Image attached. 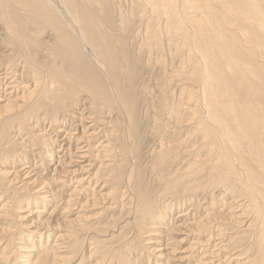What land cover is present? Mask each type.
Listing matches in <instances>:
<instances>
[{"label":"bare ground","instance_id":"obj_1","mask_svg":"<svg viewBox=\"0 0 264 264\" xmlns=\"http://www.w3.org/2000/svg\"><path fill=\"white\" fill-rule=\"evenodd\" d=\"M90 1L0 0V44H3L5 48L0 51V61L3 60L0 62V154L4 149L1 144L3 141L8 145L12 137L14 140L18 139L21 130L18 134L9 137L12 127L24 125L28 117L32 120L37 117L33 125L29 124L31 126L28 129L37 128L32 134L36 133V140L41 141L47 147L42 146L45 149L41 150L42 158L35 160L34 163L27 161L24 156L19 159L20 161L14 158L20 162L19 165L11 166L9 169L0 168V176L6 175L7 181L12 185L13 182L15 185L21 182L26 186H31L32 190L36 188L32 193L38 195L42 208H36L33 212L27 210L28 214L22 217L28 219L30 216L27 221L28 223L31 221L27 228L28 238L29 235L37 233L28 229H40L37 247H40L42 243V236L49 240V236L52 237L60 231L58 229L73 227L72 231L69 230L67 237L64 238L65 233L61 234V238L58 234L54 236L55 240L48 247L47 243L44 247L41 245L35 259L23 258L19 261V258L18 264H65L72 258L66 259L60 252L77 242L72 241V238L78 240L79 235L90 232L99 216L104 215L103 212H108L117 205L119 207L121 205L117 197L113 198V202L105 201L107 196L101 191L102 185L96 190L95 185L98 183L94 186L91 184V179L96 175L90 172L94 167V162L98 164L97 170L108 166L109 161L113 160L110 158L112 155L109 154L116 147L111 148L110 140L107 139L108 136L111 137V133H115L112 128L113 124L108 127L113 120L110 121L111 118L107 117L106 120L100 118L102 121H98L94 113L88 110L93 107L96 112H99L106 108L120 113L127 117V120H134L128 125L136 135L135 118L139 114L138 106L143 101L138 103V100L141 99L144 89L140 86L145 82L144 79L148 72L141 69L144 66L138 60L141 55L136 56L138 58L135 59L132 56L133 53L131 54L130 49L127 48L126 36L118 37V33L116 36L115 32H111L112 29L114 30L115 23L112 25L110 20V17H113L111 16L113 11L109 6L104 5L101 13L97 14L94 7L92 8L89 4ZM102 1L106 2V0ZM142 1L140 2L143 4ZM208 1L222 5L221 7L227 13L240 17L243 23L251 22L253 27L251 39L247 41L238 37L237 41V36H234L233 42L228 43L222 37L224 26L221 24L228 26L229 18L221 16V21L216 22L205 15L202 19L192 15V10L194 14L198 13V10L201 11L204 6H208L204 1L198 4L196 0H144L145 6L146 4L148 6L145 11L146 17H141L139 14L133 22L131 20L128 22L122 20V22L127 29L130 28V32L137 28V25H141L140 28L135 29L134 34L143 31L145 37L142 40L150 56L166 50L164 46L173 43L175 35L183 31L180 29L187 27V33L182 36L185 38L184 42L188 41L187 47L192 53L188 63L191 67L192 78L190 79L194 82L200 81L202 84L210 80L215 88L209 95L203 96L199 105L203 108L206 106L205 111H207V114L202 119L200 118L201 121L198 119L200 121L198 123L203 128L198 123H195V126L197 124L199 128L194 127L201 130L208 138L210 150L217 159V163L211 167L216 169V173L207 171L206 175L200 179L203 181L210 178V181L214 183L225 181L226 185L227 183L231 186L238 185L246 192L247 201L250 203H257V200L264 202V189L260 190L262 187L256 184L260 183L264 186V166L252 171L255 174L253 175L252 172L247 171L246 165L241 160L242 154L245 153H241L244 150L241 147L243 145L249 148L252 145H258V150L264 152V147H262L264 145V63L259 60L264 58V0ZM178 4L180 6L184 4L186 8H189L190 11L185 14L186 16L181 15ZM208 14L211 15V13ZM99 17L103 23H100ZM109 28L112 29L108 30ZM124 35L128 34L124 32ZM156 56L155 62H159ZM160 63H164L161 58ZM181 66L179 65L176 69L178 75L182 72L180 71ZM82 94L87 95L80 96ZM215 94L218 95L219 100L216 99ZM84 98L88 99V102L84 101ZM221 101L223 102L221 104L225 105L218 112L217 105ZM103 126H107L108 130ZM98 136H101L100 139H96ZM34 147L33 149L36 148ZM31 155L34 154H29ZM98 158H101L100 161ZM198 171L196 166L183 171V174L180 172L181 175L171 182H163V189H168L173 194L169 196V201L160 206H157L153 197L145 191L132 192L131 188H124L127 204L132 206L129 209L134 213V218L133 216L127 218V222L133 223V228H137V231L145 227L148 229L143 231L146 233V242L144 241L143 246L151 255L152 264H185V262H190L189 257H193L189 264H231L233 254H230L222 243L221 238L224 234H222L221 225L229 220L237 225L241 223L239 227L236 226L238 228L245 226L246 231L254 230L253 227L256 228L253 220L250 221L247 217L252 208L249 204L245 206L247 209L244 207L246 197L233 195L234 192L231 187H228L229 185L225 187L228 189L220 198L216 197L219 198V203L222 202L219 206L221 209L219 212L222 213L220 216H217L218 212H216L213 217L210 216L212 218H208L210 213L207 211L201 219H196L198 216L194 212L196 206L191 205L177 212L172 218L174 221L168 223V217L174 210L172 202L176 201V198L183 199V203L192 200L196 189L191 185L195 180H200L197 177L200 176ZM43 174L50 175L47 176V180L54 182H51L53 187L52 185L51 188L47 187L48 181L41 177ZM25 188L27 187L23 189ZM255 189L261 194L263 191L262 197ZM27 190L29 189L25 191ZM52 202L51 210L44 211V207ZM100 203L103 205L98 206ZM105 204H107L106 207ZM4 207L7 208V206ZM96 207H101L104 211L101 212ZM93 209H98V212L88 214L84 211H94ZM257 214L261 220L258 224L264 225V210H259ZM35 217L36 219H33ZM223 222L225 223L222 224ZM210 228L216 230L217 233L210 230L208 235L204 236L203 230L207 231ZM31 242L34 243L32 240ZM186 242H189V249L187 246L182 247ZM21 246L13 248L27 251ZM190 248L193 252L196 250L197 253L191 252ZM0 255L3 256V254ZM6 255L9 254L6 253ZM2 256H0V264H6L10 255L6 259ZM124 260L125 264H135L134 261H136L135 259L131 260L132 262ZM123 261H120L121 264Z\"/></svg>","mask_w":264,"mask_h":264},{"label":"rangeland","instance_id":"obj_2","mask_svg":"<svg viewBox=\"0 0 264 264\" xmlns=\"http://www.w3.org/2000/svg\"><path fill=\"white\" fill-rule=\"evenodd\" d=\"M140 1L139 0H106V2L104 1L105 2L104 3L102 0H96V1L91 0L89 2L92 8L94 7V10L96 11L97 14L101 13L102 9L104 8L103 7L104 5L109 6L111 11H113V14L111 13V16L113 17L112 18L110 17V20L112 21V25L114 23L115 24L113 26L114 30L112 28H111L112 30L110 28L108 30H111V32L113 33L115 32L114 35L115 34L116 36L119 35L118 37L122 35H123L122 37L126 36L125 40L127 39V41L125 42L128 45L127 48L130 49L131 54L132 53L134 54V55L132 54V56L135 59L138 58L136 56L140 57L141 55V57L138 58L140 64L144 65L143 68L141 69L142 71H147L148 73L146 74V77L144 79L145 82L142 83L143 85L140 86L145 90L143 89L142 92L143 95L141 96V99L138 100V103L141 100L143 101L138 106L137 112H139V114L138 117L135 118L136 120L135 125L137 128L136 135L133 134L134 131L131 128V126L128 125L130 122L134 120L131 119L127 120V117L121 115L120 113H117L116 111L108 110L106 108L101 109L99 112H96L93 109V107L92 109L90 108L88 110L89 112L94 113L95 118L98 121H102L101 119L106 120L107 117L111 118L110 121L113 120V122L108 124V127H111V125L113 124L112 128H114L113 132L115 133H111V137L108 136L107 139L109 138L110 140L111 148L116 147L115 149H112L111 154H109L113 156V157L110 156V158H112L113 160L111 159L112 161H109L108 166L99 168L97 170L98 164L94 162L93 164L94 167H92V170L90 172L94 173V175L96 174L98 177H95L96 176L95 175L93 177L94 179L93 178L91 179V184L92 186H94L95 183H98L95 185L96 190H98L102 185L101 191L102 193H104L105 196H107V199L105 201H108V203H110L113 202V198L117 197V199L121 201L122 206L120 205L121 207L120 208L119 205H117L113 210H109L108 212L105 211V213L103 212L104 215L99 216V219H97L98 223L95 221L96 223L92 225L90 232H86L83 235H79L78 240L72 238V241H77V242L73 246H68L66 247V249H63L64 250L63 252H60L62 256L66 257V259L68 257L72 258L65 264H118V263L121 264L120 261H123L124 259L130 261L131 260L134 261L135 259L136 260L134 261L135 264H147V263L152 264L153 259L143 246V244L146 242L145 239L146 233L143 232L145 231L146 227L141 231L140 230L137 231L138 230L137 228H133L134 227L133 223L127 222L129 217L133 216L132 218H134L133 215L134 213L130 211L132 206H128L127 200L125 199V194H124L125 189L131 188L130 190L132 192H135L137 190L145 191L148 195L153 197L151 198L156 202V205L160 206L162 203L165 204L167 201H169L170 200L169 196L173 194L170 193L171 191H168V189L167 190L163 189L164 187L163 182H171V180H175V177L177 176L179 177L181 175L180 172L183 174V171H186L188 169L190 170V168L196 166L199 169L198 175H200L197 176L199 177L198 179L204 177L207 171H212L216 173L215 172L216 169L211 167H213L214 163H217V159L214 157V153L210 150L211 146L209 145L208 138L204 135V133L201 130H197L199 126H201L200 123H198V121L199 120L201 121L202 117H204L207 114V111H205L206 106L204 108L202 106L201 107L199 106L202 102L201 99L203 98L204 95L205 96L209 95L212 90H215L214 84L210 80L209 82H204L202 84V82L200 81L194 82L192 79H190L192 78L191 67L190 64L188 63L192 53L191 50L189 52V49L187 47L188 41L187 43L184 42L185 38H183V36L187 33L186 31L187 27L180 29L183 31H180L179 34L181 35L179 34L175 35V39L173 43L171 42L170 44H167V46H164V48L166 47V50L163 48L164 51L162 53L165 54H162L160 52L156 53V55L158 56L156 55L155 56L159 62L157 61L155 62V56L153 55L154 53H152L153 56H150L149 55L150 53H148V51L145 49L147 48V46H144V41L142 40L145 37L144 34L142 33L143 31H141V33L138 34H134V31H136L138 27L140 28L141 25L140 26L137 25L136 26L137 28H134L130 32V28L127 29L125 27V24H123L122 22V20H126V22H128V20H131V22H133L134 20H136L139 14L141 17H146L145 11L148 6L147 4L145 6L144 0L142 1L143 4ZM201 1H204L205 4L208 6H204L205 9L201 8V11L198 10V13L195 12L193 14L194 11L192 10L191 11L192 15H195L196 17L198 16L197 18H201V19L204 18L205 16L210 17L213 18L214 21L216 22L221 21V16H225L229 18L228 26L221 24V26H224L223 27L224 31H222L223 32L222 37L223 39L225 38L224 40H226L228 43H232L233 42L232 39L235 38L234 36H237V41H238V37L242 38V40L245 39L247 41L251 39L250 35H252L253 33V30H251L253 28L251 26V22L245 21L247 24L243 23L240 20V17H237L234 14L231 15V13H227L224 10V8L221 7L222 5H218V4L216 5L214 4V2H210L208 0H196L198 4L201 3ZM182 5L180 6L178 4V10L179 11L181 10L180 11L181 15H185L190 10L189 8H186L184 4ZM183 8L184 10H186V12L183 10ZM141 12L144 13L142 14ZM199 12L201 13L199 14ZM208 13H211V15H209ZM201 15H203V17H199ZM98 20L100 21L101 17H99ZM100 23H103L102 20L100 21ZM124 32L125 34L128 35H124ZM140 42L142 44H140ZM173 45H175L176 47L174 48ZM3 46H4L3 44H0V51L5 49ZM160 58L164 60L165 65H163L164 63H160ZM145 59H147V61ZM259 60L262 63H264V58H260ZM178 64L180 66L182 65L180 67L181 69L179 68L180 71H182L180 75H178V72H176V69L179 67ZM166 65H168L169 67ZM164 66L165 68H163ZM84 95L87 94H82L80 96L85 97ZM217 96L218 95H216V99L219 100ZM188 97L190 98V100ZM85 99L86 98H84V101L88 102V99L86 100ZM221 103L223 104V102L221 101L220 104L217 105L218 112L225 105V104L222 105ZM28 118L29 119L25 121L24 125L18 124L19 127L13 126L12 129L10 130L9 137L14 136V134H18V132L21 130L20 134H18V139L14 140V138L12 137L11 142L8 145L7 142L5 143V141L1 143L4 146V149L1 150L2 156L0 154L1 156L0 168L9 169V167L11 166L19 165L20 163L19 159H21L23 156L27 161L31 163H34L35 160H40L42 158V155H40L41 150H45L44 148L47 147L44 146L43 143H41V141L36 140L35 138L37 137L36 133L32 134V132L34 131L36 132L37 128H34L32 130L28 129L31 125L35 123L37 117L36 118L33 117L34 118L33 120L31 117ZM182 120L183 122H181ZM195 123H198L199 126H197V124L195 126ZM103 127L104 129L108 130L107 126H103ZM201 127L203 128V126ZM99 137L101 136H98L96 139H98ZM205 137L207 139H205ZM200 139L201 141H199ZM39 142L41 143V145H39L40 144ZM33 145H35V147L38 145L39 147L37 146L38 148L37 147L35 148ZM32 146L35 149H33ZM42 146L44 148H42ZM241 147L242 150L244 149L241 153L245 152L242 154L241 160L246 165L247 171L250 172L256 171V169L259 170L260 167L264 166V152L263 150H258V145H252L250 146V148L245 145ZM262 147H264V145H262ZM113 150L116 151L113 152ZM117 150H119L120 152ZM36 151H38L39 153ZM29 154H34L35 156L34 155L29 156ZM14 158L19 161L15 160ZM100 159L101 158H98V161H100ZM252 174L255 175L253 172ZM47 176L50 175L43 174V176L41 177L47 180ZM7 180L8 178L6 177V175L0 176V184H1L0 185L1 187L0 188L1 189L0 190V198H1L0 199V254H3V256L2 255L0 256L4 257L5 254L8 253L10 256L6 255L4 257V259H6V257L9 256V260H7L6 264H18L19 261L23 260V258H31L32 260L35 259L39 251V248H41V245L42 247H44L46 246L47 243V247H48L49 245L52 244L53 240H55L54 236L58 234H60L59 235L60 237L62 233L63 234L65 233L64 238L67 237V235L69 234V230L72 231L73 227H67V228L63 227L58 229L60 231H57L56 234L52 237L49 236V240H47L44 236H42L41 238L42 243L40 247H37L38 244L37 240H38V235L40 234V229L39 230L37 228L28 229L29 231L37 232L35 235H29L28 238L26 236L27 228L30 225L31 221H29V223L27 221L30 218V216L28 217V219H23L25 217H22L28 214L27 210H31L33 212L36 210V208H42L40 207L42 204L40 202V199L38 198V195L36 196V194L32 193V191H35L36 188L32 190L31 186L29 185L26 186V184L24 185L21 182H19V184L16 183V185L15 182H13L12 185ZM201 181H202L201 179L195 180V182H193V184L191 185L192 187H195L196 192L193 194L192 200L190 202L183 203L182 201L183 199L178 200V198L175 199L176 201L172 202L173 203L172 208L174 210L172 215L168 217V223H172L174 221L172 218L176 215L177 212L184 210L191 205L196 206L195 207L196 210L194 211L196 214H198L196 219H201L204 216L205 212L207 211H209L208 213H210V215L208 214V218L210 216L213 217L216 212H218L217 216H220L221 212L219 211L221 209H219V206L222 202L219 203L220 202L219 198L223 195L224 191L228 189L225 187L229 185L228 187H231L232 191L234 192L232 193L233 195L242 196L244 198L246 197L245 198L246 202L244 207L247 206V204H249L250 207L254 209V210L250 209L249 214H247V217L250 219V221L253 220L252 221L253 224L254 223L256 224V228L253 227L254 230L250 229L246 231V229H244L245 226H241L240 228H238L240 225H242L241 223L240 224L238 223L237 225L232 221L230 222L229 220H227L229 223L227 221L226 224H224L225 222L222 223L225 226L221 225V228L223 229L222 234H224L223 238L221 239L224 246H226V248L228 249V252L230 254L231 253L233 254L231 264H264V231H262L264 229L263 228L264 225L258 224V222L261 220L259 219V216L257 214L259 213V210H264L263 208L264 202H259V200H257V203H253V204L250 203V201H247L248 199L246 192H244L243 188L239 187L238 185L231 186L229 183H227L228 185H226L225 181L214 183L210 181V178L203 180L202 183ZM51 182L54 183L53 181ZM51 182L48 181V183H46V185L48 184L47 187H50L51 185L53 187V184ZM256 184H259L258 186L262 187L260 190L264 189V186L262 184L260 183H256ZM125 186H128L129 188ZM22 187L23 188L27 187L25 188V190L29 189L27 190L28 192L25 191ZM67 187L68 186H66V188ZM255 191L259 193L258 195L260 197H262L263 191L262 194L256 189ZM108 193H110V195ZM218 196L219 198H216ZM26 200L28 201L26 202ZM122 200L124 202H122ZM196 201H198V203ZM102 203H104V201ZM102 203L98 204V206H102L103 205ZM52 205L53 202L49 203L47 206L44 207L45 209L44 211L47 210L50 211ZM4 206H7V208ZM104 206L106 207L107 204H105ZM244 207H242V209L247 211L246 210L247 208L245 207L246 209H244ZM96 208H98L99 211L101 210V212L103 210V208L101 207H96ZM98 209H93L94 211L91 210L89 211L84 210V211H87L88 214H90L91 212L92 213L98 212ZM33 219H36V217ZM108 219L110 220V222H113L112 224L114 225L110 224V222H107L109 221ZM20 221L23 222L24 224L21 223ZM230 223H232V225ZM105 224H110L111 226ZM24 228H26L25 231ZM210 230H213L212 232L217 233L216 230L210 228L207 231L203 230V235L207 236L208 231ZM224 230H226L228 233L226 231H225L226 233L225 232L223 233ZM244 231L246 234L244 233ZM8 235L10 236V238ZM86 236L87 239H85ZM29 239L30 241H28ZM201 239L203 240L204 238ZM31 240L34 243H32ZM141 244L142 246H140ZM184 245L182 246L183 248H185L186 246L188 247L189 242L184 243ZM5 246L6 248L3 249V247ZM14 246L24 247L27 251L15 250V248H13ZM76 249H78V251H76ZM190 251L193 252L191 248ZM194 252L197 253L196 250H194ZM147 254L148 256H146ZM234 255L236 258L234 257ZM189 258L191 262L193 257L192 258L189 257ZM233 258H235V260L237 261H235ZM148 259H150V261H148ZM123 263L125 264L126 261L124 260L122 264ZM186 263L188 262H185V264Z\"/></svg>","mask_w":264,"mask_h":264}]
</instances>
